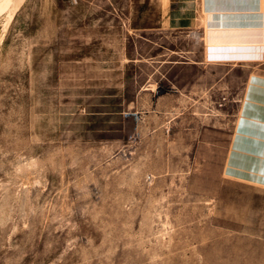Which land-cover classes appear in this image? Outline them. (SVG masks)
<instances>
[{
  "label": "rangeland",
  "instance_id": "obj_1",
  "mask_svg": "<svg viewBox=\"0 0 264 264\" xmlns=\"http://www.w3.org/2000/svg\"><path fill=\"white\" fill-rule=\"evenodd\" d=\"M174 3L0 0V264H264V187L222 172L264 65Z\"/></svg>",
  "mask_w": 264,
  "mask_h": 264
},
{
  "label": "crops",
  "instance_id": "obj_2",
  "mask_svg": "<svg viewBox=\"0 0 264 264\" xmlns=\"http://www.w3.org/2000/svg\"><path fill=\"white\" fill-rule=\"evenodd\" d=\"M198 16L204 21L200 36L206 28L201 59L264 65V0H175L167 27L194 29ZM222 172L228 179L264 187V66L262 74L248 78Z\"/></svg>",
  "mask_w": 264,
  "mask_h": 264
}]
</instances>
